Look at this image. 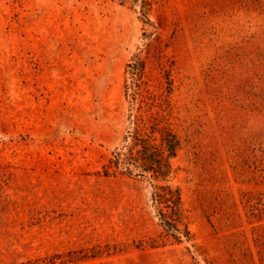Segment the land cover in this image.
<instances>
[{"label": "rangeland", "instance_id": "1", "mask_svg": "<svg viewBox=\"0 0 264 264\" xmlns=\"http://www.w3.org/2000/svg\"><path fill=\"white\" fill-rule=\"evenodd\" d=\"M137 57L181 142L170 230L153 180L103 174ZM0 264H264V0H0Z\"/></svg>", "mask_w": 264, "mask_h": 264}, {"label": "trees", "instance_id": "2", "mask_svg": "<svg viewBox=\"0 0 264 264\" xmlns=\"http://www.w3.org/2000/svg\"><path fill=\"white\" fill-rule=\"evenodd\" d=\"M127 68L125 96L129 110L127 137H130V142L127 153L111 159L104 166L103 174L111 176L122 170L131 176L153 180V200L163 227L170 230L180 222L177 218L181 197L179 190L169 184V178L173 172L170 161L176 156L181 142L170 122L163 94H155L142 80L145 71L143 59L137 57Z\"/></svg>", "mask_w": 264, "mask_h": 264}]
</instances>
